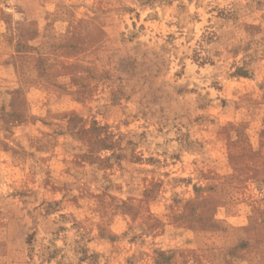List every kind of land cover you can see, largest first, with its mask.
<instances>
[{
  "label": "rangeland",
  "instance_id": "374dc122",
  "mask_svg": "<svg viewBox=\"0 0 264 264\" xmlns=\"http://www.w3.org/2000/svg\"><path fill=\"white\" fill-rule=\"evenodd\" d=\"M0 264H264V0H0Z\"/></svg>",
  "mask_w": 264,
  "mask_h": 264
}]
</instances>
